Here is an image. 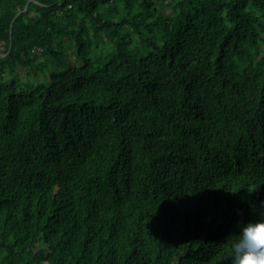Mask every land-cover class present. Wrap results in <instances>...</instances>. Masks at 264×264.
Listing matches in <instances>:
<instances>
[{"label": "trees", "instance_id": "1", "mask_svg": "<svg viewBox=\"0 0 264 264\" xmlns=\"http://www.w3.org/2000/svg\"><path fill=\"white\" fill-rule=\"evenodd\" d=\"M261 199L264 0H0V264H226Z\"/></svg>", "mask_w": 264, "mask_h": 264}, {"label": "clouds", "instance_id": "2", "mask_svg": "<svg viewBox=\"0 0 264 264\" xmlns=\"http://www.w3.org/2000/svg\"><path fill=\"white\" fill-rule=\"evenodd\" d=\"M250 211L255 218L236 223L234 237L224 253L226 264H264V199L251 204Z\"/></svg>", "mask_w": 264, "mask_h": 264}, {"label": "rangeland", "instance_id": "3", "mask_svg": "<svg viewBox=\"0 0 264 264\" xmlns=\"http://www.w3.org/2000/svg\"><path fill=\"white\" fill-rule=\"evenodd\" d=\"M69 48H71V46H69Z\"/></svg>", "mask_w": 264, "mask_h": 264}]
</instances>
